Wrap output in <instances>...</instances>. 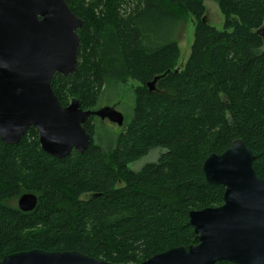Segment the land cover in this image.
Listing matches in <instances>:
<instances>
[{
	"label": "trees",
	"instance_id": "1",
	"mask_svg": "<svg viewBox=\"0 0 264 264\" xmlns=\"http://www.w3.org/2000/svg\"><path fill=\"white\" fill-rule=\"evenodd\" d=\"M204 1L66 0L83 21L78 67L56 73L53 92L62 106L77 98L93 109L106 85L131 80L132 114L106 150L94 140L90 117L89 149L62 159L41 149L34 127L18 144L0 140V259L77 250L139 264L194 244L189 211L219 206L224 194L206 181L203 162L235 139L252 151L253 169L264 178V0H212L222 30L206 21ZM187 16L195 22L193 42L179 65L177 33L160 37L153 26H182ZM159 75L149 91L147 82ZM154 149L161 150L156 161L131 167ZM24 193L37 197L31 211L17 206Z\"/></svg>",
	"mask_w": 264,
	"mask_h": 264
},
{
	"label": "water",
	"instance_id": "2",
	"mask_svg": "<svg viewBox=\"0 0 264 264\" xmlns=\"http://www.w3.org/2000/svg\"><path fill=\"white\" fill-rule=\"evenodd\" d=\"M204 20V19H203ZM83 21L66 0H0V140L18 144L30 127L41 149L62 159L72 150L85 153L90 117L124 124L113 106L83 109L77 98L62 106L52 90V77L68 76L78 67ZM262 29V28H261ZM259 29V32L261 31ZM163 75L147 82L149 91ZM255 156L242 139L220 154L211 153L202 170L210 184L224 187L219 206L191 210L195 243L172 247L139 264H264V178L252 166ZM37 204L33 193L17 200L22 211ZM0 264H115L77 250L31 249L6 255Z\"/></svg>",
	"mask_w": 264,
	"mask_h": 264
},
{
	"label": "rangeland",
	"instance_id": "3",
	"mask_svg": "<svg viewBox=\"0 0 264 264\" xmlns=\"http://www.w3.org/2000/svg\"><path fill=\"white\" fill-rule=\"evenodd\" d=\"M204 5L206 9V21L210 25L216 27L218 30H222L224 25V17L220 12L217 3L212 0H205ZM194 26L195 22L191 16H187L185 18L182 26L179 24L168 26V23L163 22V20L153 26L158 31L160 37H164L165 34H170L172 31H174V34L177 33L176 38L180 48L179 65H183L189 56L190 48L193 42ZM167 31H170V33ZM260 33L264 38V26L262 27ZM262 49L264 50V46ZM135 85L136 83L131 80L124 84H117L114 86L106 85L101 92L97 105H95L93 109L103 106H113L122 113L124 116V123H126L132 114ZM92 123L95 125V142L100 144L105 150L111 148L116 135L121 132L123 126L119 127L117 124L112 123L107 119L101 120L98 117H94ZM160 152V149H154L150 151L148 155L132 164L131 167L136 170L145 163L156 161Z\"/></svg>",
	"mask_w": 264,
	"mask_h": 264
}]
</instances>
